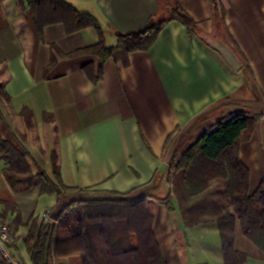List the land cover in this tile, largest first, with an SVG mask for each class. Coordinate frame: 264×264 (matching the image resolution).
Listing matches in <instances>:
<instances>
[{
  "label": "crops",
  "instance_id": "crops-1",
  "mask_svg": "<svg viewBox=\"0 0 264 264\" xmlns=\"http://www.w3.org/2000/svg\"><path fill=\"white\" fill-rule=\"evenodd\" d=\"M60 1L96 18L107 47L117 45V33L145 29L159 11L158 0ZM176 1L201 34L234 49L242 70L230 68L205 37L171 21L149 50L109 58L100 74V57L66 56L96 45L95 28L68 33L66 9L48 1L33 10L29 0H0V84L9 97L0 100V108L10 130L25 138L48 172L51 152L58 151L68 188L118 193L148 188L154 198L147 207L167 262L175 246L174 221L157 199L170 194L173 155L182 156L228 116L251 113L260 120L241 144L240 159L250 172V193L264 181V0ZM214 3L225 19L224 38L215 35ZM23 111L33 114L32 128ZM7 168L0 159V195L9 194L23 222L9 216L15 232L11 253L17 264H32L25 237L33 220L43 221L42 214L54 210L57 198L41 195L39 186L12 189ZM5 209L0 202V214ZM235 247L247 264H264V255L242 235ZM0 264H6L1 255ZM55 264L71 263L59 258Z\"/></svg>",
  "mask_w": 264,
  "mask_h": 264
},
{
  "label": "trees",
  "instance_id": "trees-1",
  "mask_svg": "<svg viewBox=\"0 0 264 264\" xmlns=\"http://www.w3.org/2000/svg\"><path fill=\"white\" fill-rule=\"evenodd\" d=\"M29 1L33 10L43 1L56 8L64 7L68 33L88 27L97 30L96 45L66 56L100 57V74L109 58L149 50L171 21H179L205 37L176 0H158L159 11L150 18L147 27L117 33L115 47L106 46L102 28L92 15L79 13L60 0ZM214 5L215 35L224 38L225 19ZM8 99L4 85L0 84V100ZM22 116L32 128L33 114L23 111ZM259 120V116L251 113L230 115L182 156L173 155L167 177L170 194L157 199L170 213L179 212L185 229L214 224L219 232L224 264H241L235 248L237 223L244 236L264 255V181L250 193V172L240 159L241 144L250 139ZM0 159L8 164L4 174L12 189L39 186L41 195L57 198L52 220H33L25 237L32 264H55L59 258H67L71 264H168L154 234L155 217L147 207L148 200L154 197L148 188L118 193L66 187L58 151L51 152V171L41 168L25 146V138L10 130L1 108ZM6 196L9 194L0 195V202L6 204L0 214L1 222H8L9 216L15 214V222L23 224L14 200L10 196L4 199Z\"/></svg>",
  "mask_w": 264,
  "mask_h": 264
},
{
  "label": "rangeland",
  "instance_id": "rangeland-1",
  "mask_svg": "<svg viewBox=\"0 0 264 264\" xmlns=\"http://www.w3.org/2000/svg\"><path fill=\"white\" fill-rule=\"evenodd\" d=\"M205 38L213 40L209 36ZM262 100L264 102V96ZM171 216L174 221L172 235L173 240H175V246L172 256L168 259V264H224L219 232L214 224L202 225L189 230L182 227L177 210L175 213H171ZM182 232H185V234ZM237 234L239 236L242 235L246 240L251 242L244 236L239 223L235 227V243ZM243 249L247 251L245 248ZM239 256L241 264H247V256L240 252Z\"/></svg>",
  "mask_w": 264,
  "mask_h": 264
},
{
  "label": "built area",
  "instance_id": "built-area-1",
  "mask_svg": "<svg viewBox=\"0 0 264 264\" xmlns=\"http://www.w3.org/2000/svg\"><path fill=\"white\" fill-rule=\"evenodd\" d=\"M43 220H52V210L48 209L42 214ZM15 240V232L10 221L2 223L0 220V255L6 264H17L9 245Z\"/></svg>",
  "mask_w": 264,
  "mask_h": 264
},
{
  "label": "water",
  "instance_id": "water-1",
  "mask_svg": "<svg viewBox=\"0 0 264 264\" xmlns=\"http://www.w3.org/2000/svg\"><path fill=\"white\" fill-rule=\"evenodd\" d=\"M204 40L211 48L216 50L222 56L227 65L234 71L238 72L243 69V63L239 56L227 43L222 40H209L208 38H205Z\"/></svg>",
  "mask_w": 264,
  "mask_h": 264
}]
</instances>
